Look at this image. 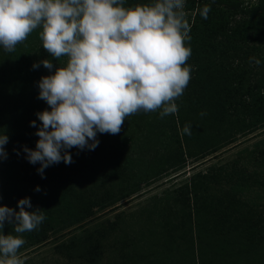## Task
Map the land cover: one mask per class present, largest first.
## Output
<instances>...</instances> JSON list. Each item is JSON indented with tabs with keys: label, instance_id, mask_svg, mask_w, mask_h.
<instances>
[{
	"label": "rangeland",
	"instance_id": "obj_1",
	"mask_svg": "<svg viewBox=\"0 0 264 264\" xmlns=\"http://www.w3.org/2000/svg\"><path fill=\"white\" fill-rule=\"evenodd\" d=\"M260 1L185 0L186 20L196 23L186 43L190 57L196 51L205 64L225 65L221 72L240 87L231 99L240 112L246 110L244 94L264 96V14L254 13ZM205 5L211 9L207 19L199 14ZM38 31L29 35L32 45L23 47L18 70L12 61L0 64L13 73L5 89L0 84V135L8 137L7 157L0 159V205L18 210L17 201L29 198L32 208L25 210L39 208L45 216L36 230L21 234L31 238L19 250L24 264H264V228L255 227L264 226V122L204 160L150 179L152 157L162 149L150 138L148 149L139 150L131 115L118 134L98 132L94 150L67 149L71 164L50 165L43 177L37 172L40 164L29 163L23 149H35L41 126L36 113L50 110L38 98V82L60 64L43 49ZM44 59L53 63L51 70L40 63ZM192 90L190 79L183 92ZM131 133L134 142L124 145ZM225 165L228 176L222 173L202 196L198 224L188 223L172 204L175 190L195 172ZM222 196L225 209L215 211ZM55 211L65 221L59 230ZM7 225L5 234L12 231Z\"/></svg>",
	"mask_w": 264,
	"mask_h": 264
},
{
	"label": "clouds",
	"instance_id": "obj_2",
	"mask_svg": "<svg viewBox=\"0 0 264 264\" xmlns=\"http://www.w3.org/2000/svg\"><path fill=\"white\" fill-rule=\"evenodd\" d=\"M210 11L205 5L199 14L207 19ZM36 30L43 49L60 62L38 82V98L50 110L36 113L41 126L35 149H23L29 163L40 164L42 177L50 165L73 162L67 149L94 150L98 132L118 134L128 116L159 110L163 118L178 112L174 101L191 79L185 0L128 7L125 0H0V46L5 51H15ZM40 63L53 68L48 59ZM183 133L191 135V126L185 125ZM7 142V135H0V159L7 157ZM26 207L32 208L29 198L17 201L18 210L0 205V264H24L21 234L45 220L39 208ZM5 223L12 227L8 234Z\"/></svg>",
	"mask_w": 264,
	"mask_h": 264
},
{
	"label": "trees",
	"instance_id": "obj_3",
	"mask_svg": "<svg viewBox=\"0 0 264 264\" xmlns=\"http://www.w3.org/2000/svg\"><path fill=\"white\" fill-rule=\"evenodd\" d=\"M149 2L151 0H125V6ZM254 10L255 14H264V0H261ZM186 21L188 22V20ZM261 27L264 26L261 25ZM194 29H196V23L190 24L189 36ZM187 41H185V45ZM31 45L27 38L16 46L15 51L3 50L0 64L12 61L15 65L11 63L10 67L13 66L15 70H18V65H22L25 59L23 47ZM186 66L191 68V82L194 90L192 93L183 92L182 96L174 101L178 106L176 114H169L163 118L160 117L159 110L147 113L141 111L134 114L136 121L132 124L133 133L139 135L141 143L138 146L139 150L146 151L148 149L150 138L156 139L162 149V154L152 157L155 161L152 160L154 168L149 170L150 179H156L168 170L180 171L190 163L204 160L232 143L237 135L250 133L258 129L264 122V96L262 95L254 96L247 92L243 96L246 110L244 112L236 110L231 99L240 90V87L236 86L231 75L227 76L225 72V75L221 72L225 67L224 64H205V58L195 51L193 56L188 58ZM12 74L9 69L0 67V84L3 88L10 82ZM5 105L8 103L6 102ZM14 106V110L23 109L20 105ZM201 113H205V115L201 116ZM185 125L191 126V135L183 133ZM133 133L129 135L128 140L124 141V145L127 143L126 141L130 144L134 142ZM227 168L228 165L216 168L210 166L204 172H195L189 176L187 182L175 190L176 195L172 204L175 210L179 207L177 212L188 223L198 224L202 211L203 194L211 183L221 179L222 173L223 176H228ZM225 201L224 196L218 198L212 209L215 211L224 210ZM54 213L56 214L52 219L54 228L59 230L65 221L60 213L56 211ZM217 217L218 215H215L216 219ZM255 227L264 228L258 223L255 224ZM22 237L28 241L31 239L28 236ZM43 237L44 234L41 231L37 239Z\"/></svg>",
	"mask_w": 264,
	"mask_h": 264
}]
</instances>
